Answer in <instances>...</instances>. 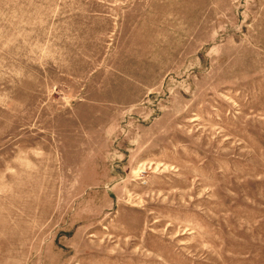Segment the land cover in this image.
Segmentation results:
<instances>
[{
  "label": "rangeland",
  "instance_id": "obj_1",
  "mask_svg": "<svg viewBox=\"0 0 264 264\" xmlns=\"http://www.w3.org/2000/svg\"><path fill=\"white\" fill-rule=\"evenodd\" d=\"M0 264H264V0H0Z\"/></svg>",
  "mask_w": 264,
  "mask_h": 264
}]
</instances>
